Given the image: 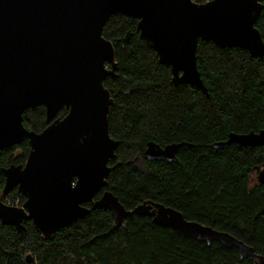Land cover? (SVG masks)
<instances>
[{
    "label": "trees",
    "instance_id": "trees-1",
    "mask_svg": "<svg viewBox=\"0 0 264 264\" xmlns=\"http://www.w3.org/2000/svg\"><path fill=\"white\" fill-rule=\"evenodd\" d=\"M137 23L116 13L103 27L110 40L128 31L132 36L115 45L117 76L104 81L115 101L109 132L119 144L109 162L108 186L96 198L109 189L127 209L147 200L163 203L264 255V186L258 181L264 146H212L232 132L264 129V56L199 40L197 65L207 96L190 84L172 83L169 66L141 38ZM256 26L264 38V8ZM67 112L63 107L58 116ZM23 123L41 132L48 125L45 106L27 109ZM150 144L180 146L166 159L146 156ZM29 151L28 139L0 151V199L7 204L22 205L25 197L17 188L2 194L4 169L25 163ZM23 223L20 232L0 222V264H254L235 247L183 236L149 215L134 214L116 225L110 210L95 209L50 239L42 238L31 219Z\"/></svg>",
    "mask_w": 264,
    "mask_h": 264
},
{
    "label": "water",
    "instance_id": "water-1",
    "mask_svg": "<svg viewBox=\"0 0 264 264\" xmlns=\"http://www.w3.org/2000/svg\"><path fill=\"white\" fill-rule=\"evenodd\" d=\"M264 0H0V151L28 139L25 163L4 169L2 191L14 188L25 197L22 205L0 199V222L25 230L31 219L42 238L91 210L108 209L116 225L134 214L149 215L155 224L183 236L219 241L239 250L242 259L264 264V255L233 234L187 219L176 208L147 200L127 209L109 189V162L119 141L109 132L114 98L104 81L116 77L115 45H124L128 31L113 40L103 35L107 19L116 13L138 19L137 30L169 66L175 85L190 84L209 91L197 65L199 40L220 47H240L253 57L264 56V38L256 26ZM46 108L41 132L25 127L23 113ZM67 108L64 117L59 111ZM264 146V129L229 134L214 148ZM150 144L146 156L172 159L177 147ZM120 163V162H119ZM264 186V164L258 172Z\"/></svg>",
    "mask_w": 264,
    "mask_h": 264
}]
</instances>
